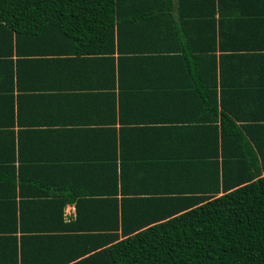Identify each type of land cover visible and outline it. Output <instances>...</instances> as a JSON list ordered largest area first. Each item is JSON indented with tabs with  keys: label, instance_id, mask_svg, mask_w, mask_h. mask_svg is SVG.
I'll return each mask as SVG.
<instances>
[{
	"label": "trees",
	"instance_id": "obj_1",
	"mask_svg": "<svg viewBox=\"0 0 264 264\" xmlns=\"http://www.w3.org/2000/svg\"><path fill=\"white\" fill-rule=\"evenodd\" d=\"M222 5L0 0V264H264V32L255 50L215 57L206 48ZM223 14L218 39L231 40L236 21ZM134 74L161 79L138 85ZM64 80L100 115L106 150L94 169L72 156L52 164L27 145L37 132L73 141L75 130H33L45 119L35 89ZM133 88L144 93H124ZM138 98L168 123L136 129L162 134L166 178L196 188L148 200L130 189L144 166L125 160L121 114L124 104L136 113Z\"/></svg>",
	"mask_w": 264,
	"mask_h": 264
},
{
	"label": "crops",
	"instance_id": "obj_2",
	"mask_svg": "<svg viewBox=\"0 0 264 264\" xmlns=\"http://www.w3.org/2000/svg\"><path fill=\"white\" fill-rule=\"evenodd\" d=\"M225 12L231 15L232 20L236 21H234L235 25L233 26L232 24L231 26V32H235L236 36L234 34L233 39H223L222 41L218 39L217 31H220V25L217 22L220 19L219 16L224 15L223 13ZM214 21V45L210 47L207 45L206 49L214 53L215 57L219 58L220 56L229 54L232 48L236 49L239 47L240 50H245V48L242 47H253L252 49L255 50V47H258L260 44L259 35L264 32V0H223L222 10L220 11L219 9L214 13ZM190 47L193 48L194 45L191 44ZM253 50H248V54L255 52ZM131 76L136 78V81L132 83L144 86L147 85V83H159L158 80L161 79L160 76L146 74H134ZM79 77L86 78V76ZM178 77L177 79H182L180 78V74ZM60 78L62 77L60 76L59 79ZM154 80L156 81L154 82ZM26 83L29 85L31 83L30 79ZM35 85L37 87V84ZM39 85L43 84L39 82ZM75 85L74 82L64 80L60 81L59 85L53 84L43 89H41V86H38L35 89V93H38L42 99V103H40L41 108H38L37 111L40 112L45 119H43L44 122L42 121L43 123H41L40 127H34L33 130L61 131L63 128L75 130L70 135V138L73 139V141L70 140V145L67 144L69 138L67 134L54 138L47 134H37L38 132L31 135L27 141V145H32L29 146V148H32V151L37 153V155H41L42 157L48 155V160L54 162L52 164L65 165L66 162H69V159H71L69 157L72 156L76 157L75 160L79 162L78 164H82V166H86L87 168H92L102 164L101 156L104 155V149L106 150L104 146L105 141L100 139V127H97L98 125L100 126V115L98 111L95 110L96 108L94 106L96 105L85 108L79 106L76 101L79 93L73 90L75 89ZM56 86L59 87L54 88ZM126 90L127 89H125L124 93L127 94L131 93L136 95L144 93L141 91L142 89L138 88ZM72 93L75 95L72 96ZM136 96L138 97V95ZM134 100H136V98H134ZM137 101L138 102H135L137 107L132 104L131 109L132 107H136V111H140L138 114L137 112L133 114L132 111L129 110L130 106L128 104H124L121 114L123 116L121 117L124 119L123 125L125 127L123 128L124 134H122V136L120 135V138L124 140L122 153L126 158L125 160L128 162L133 161V163L137 164L140 163V165L144 166L140 174L143 180H140L138 184L133 185L130 189L149 191L148 193L151 195H145L147 196L146 200H148V198L150 199L152 196H156L152 194V190L184 191L196 188L197 185L194 182L195 180H190V177L179 176L176 180H168L166 178L165 171H163V164L165 163L163 159H166V157L167 160L172 158V152L165 148V144L162 141V134L160 135L162 136L160 139L158 131L136 129L148 128L149 126H164L168 123L162 121L161 114L155 111L158 110L157 106L154 107L152 103L147 102H145V105L141 104L140 106V103H143L142 98H138ZM70 105L73 107V111L70 109ZM142 106H144V108ZM115 115L114 125L117 130L119 126L117 122V113H115ZM115 154L116 162H118L117 152H115ZM91 188V191H96L98 186L93 185ZM73 216V204H64V221L72 219Z\"/></svg>",
	"mask_w": 264,
	"mask_h": 264
}]
</instances>
